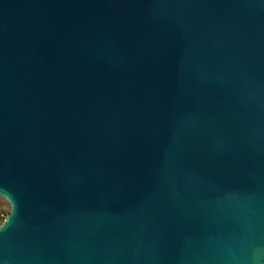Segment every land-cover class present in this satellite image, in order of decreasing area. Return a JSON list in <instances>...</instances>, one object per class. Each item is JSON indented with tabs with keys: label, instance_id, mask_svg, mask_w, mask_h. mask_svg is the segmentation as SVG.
I'll use <instances>...</instances> for the list:
<instances>
[{
	"label": "water",
	"instance_id": "1",
	"mask_svg": "<svg viewBox=\"0 0 264 264\" xmlns=\"http://www.w3.org/2000/svg\"><path fill=\"white\" fill-rule=\"evenodd\" d=\"M0 264H264V0H0Z\"/></svg>",
	"mask_w": 264,
	"mask_h": 264
},
{
	"label": "rangeland",
	"instance_id": "2",
	"mask_svg": "<svg viewBox=\"0 0 264 264\" xmlns=\"http://www.w3.org/2000/svg\"><path fill=\"white\" fill-rule=\"evenodd\" d=\"M10 212V204L2 197H0V213L2 216L8 215Z\"/></svg>",
	"mask_w": 264,
	"mask_h": 264
},
{
	"label": "trees",
	"instance_id": "3",
	"mask_svg": "<svg viewBox=\"0 0 264 264\" xmlns=\"http://www.w3.org/2000/svg\"><path fill=\"white\" fill-rule=\"evenodd\" d=\"M6 217L7 215L3 217L2 214L0 213V226L4 223Z\"/></svg>",
	"mask_w": 264,
	"mask_h": 264
}]
</instances>
